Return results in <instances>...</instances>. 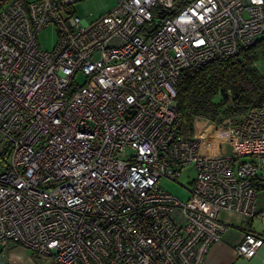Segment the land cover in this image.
Segmentation results:
<instances>
[{
	"label": "built area",
	"instance_id": "obj_1",
	"mask_svg": "<svg viewBox=\"0 0 264 264\" xmlns=\"http://www.w3.org/2000/svg\"><path fill=\"white\" fill-rule=\"evenodd\" d=\"M79 1L0 5V261L15 244L56 264H203L221 211L256 214L264 107L184 137L176 87L253 46L264 0H117L93 22ZM191 165L186 201L159 187ZM263 244L248 232L237 255Z\"/></svg>",
	"mask_w": 264,
	"mask_h": 264
},
{
	"label": "trees",
	"instance_id": "obj_2",
	"mask_svg": "<svg viewBox=\"0 0 264 264\" xmlns=\"http://www.w3.org/2000/svg\"><path fill=\"white\" fill-rule=\"evenodd\" d=\"M259 53L264 55V34L237 56L214 60L181 73L176 100L184 137L193 134L198 117L221 121L228 115L243 116L252 106L264 107V77L254 65ZM255 186L258 191L264 189V182Z\"/></svg>",
	"mask_w": 264,
	"mask_h": 264
},
{
	"label": "crops",
	"instance_id": "obj_3",
	"mask_svg": "<svg viewBox=\"0 0 264 264\" xmlns=\"http://www.w3.org/2000/svg\"><path fill=\"white\" fill-rule=\"evenodd\" d=\"M256 214L245 217L236 213L221 211L219 219L227 225L222 238L209 249L203 264H264V244L252 258L237 255L236 246L248 232L264 240V189L257 192ZM0 264H56L51 258L40 256L21 246L12 245L3 252Z\"/></svg>",
	"mask_w": 264,
	"mask_h": 264
},
{
	"label": "rangeland",
	"instance_id": "obj_4",
	"mask_svg": "<svg viewBox=\"0 0 264 264\" xmlns=\"http://www.w3.org/2000/svg\"><path fill=\"white\" fill-rule=\"evenodd\" d=\"M4 1L5 0H0V5ZM117 4V0H80L75 4L74 10L79 17L86 18L89 22H93L101 16L111 12L117 7ZM37 39L41 49L51 51L57 45L58 34L53 26H49L38 33ZM254 65L264 77V55L262 53L256 55ZM78 78L80 82L84 81L83 76H79ZM218 99L219 98L216 100ZM230 104L231 103H228L226 105L230 106ZM1 165L2 163L0 161V168ZM195 176L196 168L194 165H191L184 170L178 182L163 177L159 179L158 185L178 199L186 201L189 198L188 188Z\"/></svg>",
	"mask_w": 264,
	"mask_h": 264
},
{
	"label": "water",
	"instance_id": "obj_5",
	"mask_svg": "<svg viewBox=\"0 0 264 264\" xmlns=\"http://www.w3.org/2000/svg\"><path fill=\"white\" fill-rule=\"evenodd\" d=\"M238 60H239V61H242V57H239Z\"/></svg>",
	"mask_w": 264,
	"mask_h": 264
}]
</instances>
